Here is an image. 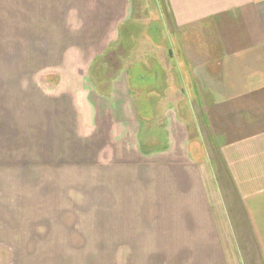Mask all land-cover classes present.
Masks as SVG:
<instances>
[{"label": "crops", "instance_id": "1", "mask_svg": "<svg viewBox=\"0 0 264 264\" xmlns=\"http://www.w3.org/2000/svg\"><path fill=\"white\" fill-rule=\"evenodd\" d=\"M162 3L223 49L190 73L211 136L230 112L228 205L172 124L141 140L125 73L94 85L148 0H0V264H264V0Z\"/></svg>", "mask_w": 264, "mask_h": 264}, {"label": "rangeland", "instance_id": "2", "mask_svg": "<svg viewBox=\"0 0 264 264\" xmlns=\"http://www.w3.org/2000/svg\"><path fill=\"white\" fill-rule=\"evenodd\" d=\"M148 2L147 15H143L142 19L134 18L124 29L123 41L126 40V46L118 48L124 59L113 58L106 73L97 69L101 68V64H96L94 85L107 86L117 76L120 77V73H125L139 117L144 122L141 140L145 141L151 130L159 134L156 140L159 143L152 142L148 146H163L166 140L165 126L172 124L174 140H177L175 145L178 143L180 147L182 139H185L184 146L188 144L191 158L197 164L204 163L206 166L207 196L228 205V164L218 148L221 142L229 139L230 112L220 110L218 124L216 117L208 119L213 128L222 124L217 128L218 134L211 136L205 125L203 106L198 104L203 97L199 96V86L191 77L193 73H190L194 67H200L192 62L198 55L207 56L205 66L208 72L219 70L223 49L216 40V29L205 23L199 28L173 30L167 23L162 0ZM170 52L173 53L172 57ZM56 77L53 75L47 81L55 83ZM172 89L173 94L169 92ZM206 96L209 97L208 93ZM170 106L175 107L176 111H166Z\"/></svg>", "mask_w": 264, "mask_h": 264}, {"label": "flooded vegetation", "instance_id": "3", "mask_svg": "<svg viewBox=\"0 0 264 264\" xmlns=\"http://www.w3.org/2000/svg\"><path fill=\"white\" fill-rule=\"evenodd\" d=\"M170 54H171L170 56L172 57L173 53L171 52Z\"/></svg>", "mask_w": 264, "mask_h": 264}, {"label": "water", "instance_id": "4", "mask_svg": "<svg viewBox=\"0 0 264 264\" xmlns=\"http://www.w3.org/2000/svg\"><path fill=\"white\" fill-rule=\"evenodd\" d=\"M171 53V52H170Z\"/></svg>", "mask_w": 264, "mask_h": 264}]
</instances>
